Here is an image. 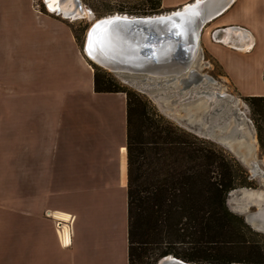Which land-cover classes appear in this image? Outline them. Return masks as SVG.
Returning a JSON list of instances; mask_svg holds the SVG:
<instances>
[{
    "label": "crops",
    "instance_id": "1",
    "mask_svg": "<svg viewBox=\"0 0 264 264\" xmlns=\"http://www.w3.org/2000/svg\"><path fill=\"white\" fill-rule=\"evenodd\" d=\"M193 1L160 0V8ZM67 20L45 5L35 11L33 0H0V179L30 180L36 216L0 236V264H127L126 97L116 115L99 100L112 93H86V56ZM232 28L240 49L211 36ZM206 33L203 50L236 91L264 97V0H232ZM119 175L120 224L101 192L87 206L78 186ZM43 212L48 219L37 218Z\"/></svg>",
    "mask_w": 264,
    "mask_h": 264
},
{
    "label": "trees",
    "instance_id": "2",
    "mask_svg": "<svg viewBox=\"0 0 264 264\" xmlns=\"http://www.w3.org/2000/svg\"><path fill=\"white\" fill-rule=\"evenodd\" d=\"M148 4L150 13H162L160 0ZM93 89L126 97L127 264H156L166 255L189 263L264 264L252 259L264 253L244 239L225 207V196L241 185L236 165L97 69ZM245 98L263 110L264 97Z\"/></svg>",
    "mask_w": 264,
    "mask_h": 264
},
{
    "label": "rangeland",
    "instance_id": "3",
    "mask_svg": "<svg viewBox=\"0 0 264 264\" xmlns=\"http://www.w3.org/2000/svg\"><path fill=\"white\" fill-rule=\"evenodd\" d=\"M83 4L85 12L87 10L90 12V14L86 13L85 17L78 16L67 20L66 16L60 14L71 23L70 29L81 53L85 32L98 18L115 13L135 16L161 14L150 13L148 8L151 7L148 0H83ZM73 7L72 4L71 8ZM208 26L209 23L202 31L201 50L194 65L201 76L198 82L183 86L176 79L169 81L165 86L158 87L155 81L143 80V77L111 73L86 57V93L92 91L94 70L97 69L121 87L137 92L173 125L205 139L211 147L223 153L231 163L236 165V177L241 182V185L225 196V207L231 215L236 217L232 219L234 225L242 227L240 229L244 239L253 243L257 247L256 250L264 253V108L262 110L261 107H253L248 99L241 96L220 66L203 50L202 42L209 37L206 33ZM237 32L234 30L228 35L218 31L211 36L219 40L220 36L227 35L229 42L239 45V38L233 35ZM135 78L141 80L137 81ZM145 81L154 87L139 91L135 85ZM197 92L200 94L197 95ZM213 93L230 95L232 100L216 99L212 96ZM110 97L114 99L100 98L99 100L106 103L108 107L116 105L117 115L121 112L119 97H125V94L112 93ZM87 119L91 120L89 117ZM72 183L73 181L70 182V190L74 188ZM78 186L86 192L87 206L93 204L101 192L99 195L101 203H107L111 206V210H117L119 218L117 219L120 224L126 191L122 175L114 180L83 179L79 181ZM96 189H102V191ZM93 194L96 196H92ZM32 203L30 180L0 179V236L13 234L11 233L13 229L9 226L14 223L36 218L31 212ZM48 217L49 214L43 212L37 218L48 219ZM252 259L264 262V256H255ZM94 263L98 264V261ZM100 263L105 264V262ZM118 264H121L120 260Z\"/></svg>",
    "mask_w": 264,
    "mask_h": 264
},
{
    "label": "water",
    "instance_id": "4",
    "mask_svg": "<svg viewBox=\"0 0 264 264\" xmlns=\"http://www.w3.org/2000/svg\"><path fill=\"white\" fill-rule=\"evenodd\" d=\"M231 1L195 0L175 11L152 17L132 18L116 16L115 13L98 18L85 32L83 52L85 56L95 60L94 63L97 66L117 75L143 77V80L155 81L158 87L165 86L169 81L176 79L183 86H189L201 80L194 65L201 50L202 31L210 21L229 6ZM59 2H70L74 8L67 9L66 12L57 8L53 10L52 5L44 0L49 11L63 14L68 19L90 14L88 10L85 12L81 0H59ZM107 21L114 22L106 23ZM97 25L99 28L96 27ZM232 30H238V28H232ZM90 34H92V43H90ZM97 40L100 43H96ZM135 80L141 79L135 78ZM135 87L139 91H144L154 86L145 81ZM213 96L216 99L230 100L217 93ZM156 264L200 263H189L172 255H166Z\"/></svg>",
    "mask_w": 264,
    "mask_h": 264
},
{
    "label": "bare ground",
    "instance_id": "5",
    "mask_svg": "<svg viewBox=\"0 0 264 264\" xmlns=\"http://www.w3.org/2000/svg\"><path fill=\"white\" fill-rule=\"evenodd\" d=\"M72 7V3H70V2H59L58 4H57V6H56V8L58 9V10H60V11H63V12H66L67 11V9H69V10H72L73 8H71ZM55 8V9H56ZM117 15L116 16H126V17H132V18H134V17H136V16H133V15H124V14H119V13H116ZM114 15V14H113ZM152 16H155V15H152ZM151 16V17H152ZM143 17H148V16H143ZM228 35H229V33H231V32H226ZM246 34V33H245ZM228 37L229 36H222V37H220V39L224 42V43H228L230 46H232V47H235V48H237V49H240V46L239 45H236V44H234V43H231V42H229V40H228ZM87 57V56H86ZM89 58V57H88ZM90 59V58H89ZM93 60V59H92ZM91 60V61H92ZM95 60H93V62H94ZM96 62V61H95ZM199 81V80H198ZM198 81H196V82H198ZM195 82V83H196ZM216 93H213L212 94V96L213 95H215ZM221 95V94H220ZM209 96V95H208ZM223 96H226V97H228V98H230V100L229 101H231L232 100V97L230 96V95H226V94H223ZM214 97V96H213ZM215 98V97H214ZM227 101H228V99H226Z\"/></svg>",
    "mask_w": 264,
    "mask_h": 264
},
{
    "label": "snow or ice",
    "instance_id": "6",
    "mask_svg": "<svg viewBox=\"0 0 264 264\" xmlns=\"http://www.w3.org/2000/svg\"><path fill=\"white\" fill-rule=\"evenodd\" d=\"M45 2L52 5L53 10H55L57 4L59 3V0H45ZM113 22L114 21H107L106 23H113ZM96 27L99 28V25H97ZM91 36L92 34H90V43H92ZM96 43H100V41L97 40ZM93 47H95V44H93Z\"/></svg>",
    "mask_w": 264,
    "mask_h": 264
},
{
    "label": "built area",
    "instance_id": "7",
    "mask_svg": "<svg viewBox=\"0 0 264 264\" xmlns=\"http://www.w3.org/2000/svg\"><path fill=\"white\" fill-rule=\"evenodd\" d=\"M44 5V0H33V9L37 12H41V9Z\"/></svg>",
    "mask_w": 264,
    "mask_h": 264
}]
</instances>
